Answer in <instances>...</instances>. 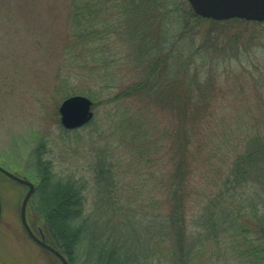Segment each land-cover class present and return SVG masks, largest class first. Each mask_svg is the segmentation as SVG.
I'll use <instances>...</instances> for the list:
<instances>
[{
  "label": "rangeland",
  "instance_id": "1",
  "mask_svg": "<svg viewBox=\"0 0 264 264\" xmlns=\"http://www.w3.org/2000/svg\"><path fill=\"white\" fill-rule=\"evenodd\" d=\"M70 3L71 0H0V165L35 181L39 160L43 159L49 162L55 179L70 176L80 180L85 185L82 216L92 213L91 223L83 225L82 243L88 242L89 229L97 221L102 224L109 217V204H114L118 219L126 215L131 218L121 225L128 234L125 243L132 245L137 236L136 245L144 250L146 241H150L155 252L153 264H166L160 252L162 239L156 240L153 233L168 211L174 188L170 182L179 156L186 158L185 185L181 188L189 230L196 229L197 216L204 207L213 205V201L217 205V200L229 209V214L233 212L229 224L252 219L249 197L254 189L235 183L231 162L264 121V20L211 24L208 18L200 17L202 20L191 19L182 29L173 14L158 17L153 13L149 28L156 30L161 21L165 52L179 47L180 31L184 32L181 42L189 43L187 50L195 52L182 75L193 82L184 87L192 94L188 116L197 114L202 119L195 132L190 131L194 133L186 144L187 137L180 132L171 103L175 98L173 90L178 95L184 92L185 98L188 95L178 86L179 73L175 82L171 75L161 85L163 91L169 92L163 96L168 100L164 106L152 93L119 95L120 89L135 79L126 70L108 75V80H62L61 70L68 67L64 53ZM107 5L110 8L104 5V10L109 11L110 19L114 13V20L125 29L130 17L124 10L126 5L117 0ZM99 8L102 10V6ZM97 26L99 33L112 30L109 25ZM119 31L120 35L115 30L110 32L115 38L110 44L104 39L81 42L78 53L88 49L93 55V48L98 52L128 49L127 36ZM167 36L170 39L165 42ZM87 65L100 67L102 63L96 60ZM194 74L197 82L192 79ZM73 94L92 100L93 117L78 128L65 129L60 124L58 106ZM26 189L0 174V264H61L34 242L21 224L19 207ZM37 202V196L29 199L27 219L31 228L45 238ZM259 207L263 211L264 207ZM236 209L239 211L234 213ZM221 244L229 245L230 241L225 239ZM208 245L205 264H232L241 259L234 252L236 248L230 252L225 246L224 252L228 250L229 254L215 262V256L210 258L209 253L218 247L214 240H209ZM83 261L81 256L77 264Z\"/></svg>",
  "mask_w": 264,
  "mask_h": 264
},
{
  "label": "trees",
  "instance_id": "2",
  "mask_svg": "<svg viewBox=\"0 0 264 264\" xmlns=\"http://www.w3.org/2000/svg\"><path fill=\"white\" fill-rule=\"evenodd\" d=\"M117 1L126 5L124 10L130 16L125 29L122 28V23L114 20V13V15L111 14L110 19L109 11L104 10L106 9L104 5L110 8L107 5L110 0H71L69 35H67L68 41L65 44L64 53L68 67L66 71L61 70L62 80L67 81L69 77L86 78L90 81L97 78L108 80V75H113L115 72L120 74L121 71L125 73L126 70L135 79L127 86L122 87L119 95L139 96L144 93H152L162 106L167 105L168 100L163 99V96L169 92L162 90V83L169 80L171 75H174L175 82V76L179 73L178 86L181 90L186 91L184 87L191 86L193 82L189 81L190 78L183 76L182 71L189 68L195 52L187 50L189 43L185 45L184 42H181L184 39L183 31L182 34L180 31V37L177 39L180 42L179 47L173 52H165L164 35L160 28L161 21L157 22L156 30H151L149 20L153 13H156L158 17H167L173 14L177 24L181 28H185V24H189L191 19L199 21L202 18L196 17L192 13L186 0ZM98 5L102 6V10ZM157 9H160V12L156 11ZM135 18H140V20L136 21ZM207 20L211 24H216L243 19ZM99 24L106 27L109 25L112 30H108V32L103 30L99 33L97 28ZM120 29L127 36L125 41L128 43V49H117L113 52L103 49L98 52L93 48V55L88 53V49L83 54L78 53L77 47L81 42L88 44L97 39H104L107 44L113 43L115 38H111L109 34L115 30V33L120 35ZM99 34L101 37L97 38L96 36ZM169 39L167 36L165 42ZM96 60L101 61L100 67L87 65L88 62ZM192 79L197 82V75L194 74ZM174 91L173 97L175 98L171 103L174 105L179 119L180 132L184 133L183 137H187L186 144H188L202 117L197 114L188 116L187 108L192 98L190 92L186 91L187 99L183 96L184 92L178 95ZM195 105H198V102H195ZM257 126L253 135L247 138L244 150L237 151L231 162V174L235 183L247 190L254 189L249 197L252 219L248 217L246 221L236 223L234 226L229 224L233 212L232 215L229 214V209L217 200V205L214 201L213 205L207 204L203 212L197 216L196 229L189 230L187 228L182 202L184 194L181 188L185 185L186 158L183 159L179 156L175 166V177L170 182L174 188L170 191L168 211L158 222V231L153 233L156 240L157 238L162 239L163 247L160 252L163 254L166 264H205L207 259L204 258V254L210 247L209 240H214L218 247L216 251L211 250L209 253L210 258L215 256V262L219 260L220 256L229 254L228 250L231 252L236 248L237 251L234 252L241 259L237 262L233 261L232 264H264V209L262 211L259 207V205L264 207V121H260V125ZM38 167V178L35 181L31 180L35 186L31 197L37 196V205L42 217L40 227L45 234L46 242L64 254L69 264H77L81 256L84 258L82 264H153L151 260L155 252L149 245L150 241H146L147 246L144 250L138 249L137 236L132 245L125 243L128 234L121 225L131 218L130 215H126L122 220L118 219L115 215V211L118 209L114 204H109V217L102 224L99 221L94 223L95 227L90 228L87 234L88 242L82 243L83 225L91 223L92 218V213L85 218L82 216L84 183L70 176L55 179L49 162L43 159L39 160ZM0 174L8 178L2 172ZM237 211L239 210L236 209L234 213ZM252 225L254 230H252ZM228 232L230 233L228 234ZM149 234L151 236V233ZM225 239L226 241L229 239L230 244L220 245L221 242H225ZM232 241L235 244H232ZM225 246L228 250L224 252ZM228 263L225 262V264Z\"/></svg>",
  "mask_w": 264,
  "mask_h": 264
},
{
  "label": "water",
  "instance_id": "3",
  "mask_svg": "<svg viewBox=\"0 0 264 264\" xmlns=\"http://www.w3.org/2000/svg\"><path fill=\"white\" fill-rule=\"evenodd\" d=\"M187 2L193 14L202 18L224 20L236 17L254 21L264 20V0H187ZM92 105V100L82 94H73L65 97L58 106L60 124L65 129H74L86 124L93 117ZM0 172L14 182L27 187L19 207L20 221L26 233L39 246L53 254L61 264H69L65 255L47 243L43 235H37L27 221L26 206L35 189L33 182L25 176H19L1 165Z\"/></svg>",
  "mask_w": 264,
  "mask_h": 264
}]
</instances>
